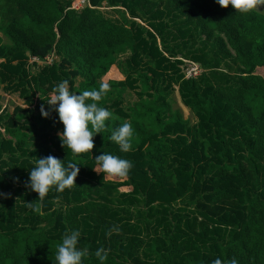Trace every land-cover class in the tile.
Instances as JSON below:
<instances>
[{
    "label": "trees",
    "instance_id": "1",
    "mask_svg": "<svg viewBox=\"0 0 264 264\" xmlns=\"http://www.w3.org/2000/svg\"><path fill=\"white\" fill-rule=\"evenodd\" d=\"M73 1L0 0V264H264V15Z\"/></svg>",
    "mask_w": 264,
    "mask_h": 264
},
{
    "label": "rangeland",
    "instance_id": "2",
    "mask_svg": "<svg viewBox=\"0 0 264 264\" xmlns=\"http://www.w3.org/2000/svg\"><path fill=\"white\" fill-rule=\"evenodd\" d=\"M87 3V0H74L73 1V4H72V8L74 9H81L83 8ZM256 8L258 11H260V13H262L264 15V0H256ZM104 10V9H102ZM36 59V58H35ZM38 61V65H42L44 64V62H49V64L53 61V60H56V57L53 55V57L49 58L48 60L45 59L44 62H40L38 59H36ZM35 60L33 58L30 57L29 59V62H34ZM191 66H194L198 69V72L196 74V76L198 74L201 73V70L198 68L197 65H195L194 63L192 62H186V66L183 67V71L184 73L186 74V78H190V77H194L192 75L188 76V71L190 70ZM104 82H106V78L103 79ZM0 94L4 97V102H3V105H7L9 107V110L11 111L12 110V107L13 106H16V105H22V101L17 97V95L15 94H12V95H8V94H3L1 89H0ZM173 98L175 99V101L177 102V106L180 108L182 114H183V117L184 118H189L191 117L190 113H189V110L186 109L185 107H183L181 104H180V100H179V95L177 93V91H175L174 95H173ZM126 99L128 101H134L136 99L135 95L133 93H129L128 96H126ZM194 121V119H192V122ZM96 171L98 172L99 171V168L96 169ZM107 179L109 180H119V177L118 176H107ZM124 180V178H123ZM123 180H120V181H123ZM129 189H126L125 190H121V191H128Z\"/></svg>",
    "mask_w": 264,
    "mask_h": 264
},
{
    "label": "built area",
    "instance_id": "3",
    "mask_svg": "<svg viewBox=\"0 0 264 264\" xmlns=\"http://www.w3.org/2000/svg\"><path fill=\"white\" fill-rule=\"evenodd\" d=\"M53 53L49 56V57H47L46 59L48 60L49 58H51V57H53ZM35 61L34 62H29L30 64H32V63H37L38 64V61L35 59V58H33ZM46 63H48L49 64V62H46ZM197 72H198V69L196 68V67H194V66H191V68H190V70L188 71V76H190V75H192V76H195L196 74H197Z\"/></svg>",
    "mask_w": 264,
    "mask_h": 264
},
{
    "label": "crops",
    "instance_id": "4",
    "mask_svg": "<svg viewBox=\"0 0 264 264\" xmlns=\"http://www.w3.org/2000/svg\"><path fill=\"white\" fill-rule=\"evenodd\" d=\"M251 4H252V6L254 7V9L257 10V8H256V0H251ZM259 12H260V11H259Z\"/></svg>",
    "mask_w": 264,
    "mask_h": 264
},
{
    "label": "clouds",
    "instance_id": "5",
    "mask_svg": "<svg viewBox=\"0 0 264 264\" xmlns=\"http://www.w3.org/2000/svg\"><path fill=\"white\" fill-rule=\"evenodd\" d=\"M195 76H196V75H195ZM195 76H194V77H195Z\"/></svg>",
    "mask_w": 264,
    "mask_h": 264
}]
</instances>
